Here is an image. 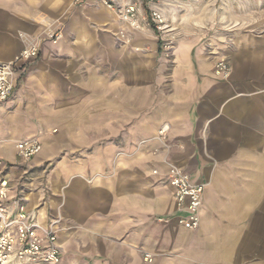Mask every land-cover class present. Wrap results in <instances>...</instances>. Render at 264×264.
Returning <instances> with one entry per match:
<instances>
[{
    "label": "crops",
    "instance_id": "0c3cea01",
    "mask_svg": "<svg viewBox=\"0 0 264 264\" xmlns=\"http://www.w3.org/2000/svg\"><path fill=\"white\" fill-rule=\"evenodd\" d=\"M134 1L141 29L100 0H0V62L40 40L0 103L9 200L60 218L59 264H264V6L187 13L166 53ZM30 136L24 164L14 142ZM169 164L206 184L195 229L177 222Z\"/></svg>",
    "mask_w": 264,
    "mask_h": 264
},
{
    "label": "built area",
    "instance_id": "2783aa9c",
    "mask_svg": "<svg viewBox=\"0 0 264 264\" xmlns=\"http://www.w3.org/2000/svg\"><path fill=\"white\" fill-rule=\"evenodd\" d=\"M105 6L117 11L121 20L130 29H141L138 4L134 0H100ZM150 23L162 38V47L166 53L172 49V40L165 39L168 30L167 18L163 11L152 5ZM63 36L60 29L47 32V38L57 43ZM164 38V39H163ZM40 40L28 41L27 45L8 62H0V103L5 101L12 90V75L17 61L28 60L39 54ZM214 71L223 79L231 75V66L220 59L215 63ZM167 125H162L156 134L160 141L166 139ZM16 156L28 164L41 150L38 136L18 139L14 142ZM0 158V264H59L61 246L58 242L60 218H51L47 223L39 219L37 209L26 211L25 195L14 196L9 200L8 180L3 177L4 165ZM154 173L157 170H153ZM168 182L173 187L176 207L185 210V215L177 217L178 224L187 229H195L200 221V209L206 184L191 181L188 173L169 164ZM145 261H152V254L144 251Z\"/></svg>",
    "mask_w": 264,
    "mask_h": 264
},
{
    "label": "rangeland",
    "instance_id": "374dc122",
    "mask_svg": "<svg viewBox=\"0 0 264 264\" xmlns=\"http://www.w3.org/2000/svg\"><path fill=\"white\" fill-rule=\"evenodd\" d=\"M149 5L159 7L167 18V23L176 22L178 18L188 17L202 18V13L208 12L209 9L232 10L246 8V4L253 7L256 2L264 6V0H148ZM27 211V204H25ZM63 262V260H62Z\"/></svg>",
    "mask_w": 264,
    "mask_h": 264
}]
</instances>
